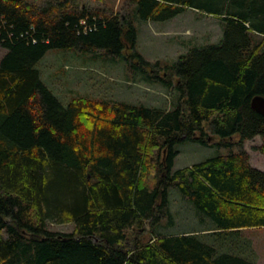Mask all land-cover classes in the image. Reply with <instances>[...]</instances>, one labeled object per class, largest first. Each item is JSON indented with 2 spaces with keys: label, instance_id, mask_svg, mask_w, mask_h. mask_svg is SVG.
Wrapping results in <instances>:
<instances>
[{
  "label": "trees",
  "instance_id": "16d2710c",
  "mask_svg": "<svg viewBox=\"0 0 264 264\" xmlns=\"http://www.w3.org/2000/svg\"><path fill=\"white\" fill-rule=\"evenodd\" d=\"M69 1L0 0V264H256L224 244L264 226V170L243 147L259 136L264 154V115L250 106L264 96V0H130L142 19L193 8L225 23L218 44L162 67L180 95L172 109L83 95L63 105L36 67L50 48L151 65L128 15ZM184 141L229 152L173 170ZM172 186L217 232L132 237L170 215ZM49 222L75 225L59 232Z\"/></svg>",
  "mask_w": 264,
  "mask_h": 264
},
{
  "label": "rangeland",
  "instance_id": "374dc122",
  "mask_svg": "<svg viewBox=\"0 0 264 264\" xmlns=\"http://www.w3.org/2000/svg\"><path fill=\"white\" fill-rule=\"evenodd\" d=\"M36 2V0H34ZM45 0H37L41 3ZM70 5L77 8L87 6L92 10L105 13L114 12L132 20L137 30L136 50L150 64L158 61V67H137L133 61L116 55L107 54L101 50L82 51L76 47L50 48L37 62L40 77L54 95L67 105L70 99L83 95L95 99L120 100L145 106L172 109L180 102L179 92L175 88V77L166 75L162 67L173 64L179 55L190 48L218 44L223 35L225 23L220 18L206 14L193 8L166 20L142 19L137 13V5L130 0H70ZM258 37V36H257ZM256 38V37H255ZM7 49L0 45V61ZM155 74L172 80H158ZM207 128V123H204ZM210 141L216 138L209 133ZM237 136L231 137V142L237 141ZM261 138L255 136L243 142V147L249 154L251 165L264 170V154L257 146ZM178 154L174 158L172 169L189 166L209 157L226 154L229 149L217 145H204L195 141H184L176 145ZM233 150L237 145H233ZM169 214L160 222L150 226L147 221L142 229L130 234L141 241H148L157 233L172 234L195 227L197 220L194 212L197 209L175 187H169ZM74 223L57 224L49 222L47 227L53 231L69 232ZM261 232L251 229V235L261 237V247L257 252L247 253L253 257L256 264H264V228ZM132 237L128 238L131 243ZM262 250V251H260Z\"/></svg>",
  "mask_w": 264,
  "mask_h": 264
},
{
  "label": "crops",
  "instance_id": "0c3cea01",
  "mask_svg": "<svg viewBox=\"0 0 264 264\" xmlns=\"http://www.w3.org/2000/svg\"><path fill=\"white\" fill-rule=\"evenodd\" d=\"M171 204V201H170ZM197 223L196 226L193 227L191 226L189 229L187 230H183L180 232H176L174 234H178V233H195L198 235H205L208 233H214L217 232V229L214 228V224L205 216H202L200 214H197V212H194ZM261 228H264V226H250V227H241L239 228V238L242 239V243L238 242L235 244V242H230V244L228 242H226L224 244L225 249L229 248V245H236L239 244L242 246V251L250 253V252H257V250L261 247V237H253L251 235V229L258 231L259 233L261 232ZM238 245V246H239ZM257 248V250H256ZM262 251V250H260ZM256 263H258L257 261H255Z\"/></svg>",
  "mask_w": 264,
  "mask_h": 264
},
{
  "label": "water",
  "instance_id": "95a60500",
  "mask_svg": "<svg viewBox=\"0 0 264 264\" xmlns=\"http://www.w3.org/2000/svg\"><path fill=\"white\" fill-rule=\"evenodd\" d=\"M250 106L253 110L264 115V96L255 95L250 100Z\"/></svg>",
  "mask_w": 264,
  "mask_h": 264
}]
</instances>
